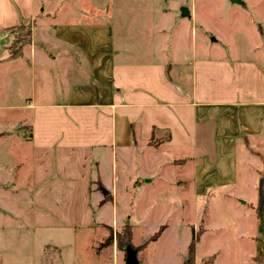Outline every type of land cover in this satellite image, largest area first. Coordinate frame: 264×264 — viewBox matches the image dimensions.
<instances>
[{"label": "crops", "instance_id": "crops-1", "mask_svg": "<svg viewBox=\"0 0 264 264\" xmlns=\"http://www.w3.org/2000/svg\"><path fill=\"white\" fill-rule=\"evenodd\" d=\"M144 1H135V9L142 11ZM133 2L0 0V31L21 19L31 23L21 55L1 61L25 59L29 73V95L13 107L29 117L20 124L29 131L22 140L30 152L33 229L80 237L101 230L108 224L95 218L92 199L104 214L118 190L124 196L139 184L135 174L148 185L160 171L170 190L180 191L181 181L164 171L187 165L195 219L197 197L213 190L236 192L244 198L239 206L250 203L256 218L250 229V215L243 216L241 237L248 264H257L253 259L264 251V178L257 171L264 153V50L241 58L214 54L206 44L199 56L182 38L186 24L179 23L174 36L163 25L150 35L142 15L134 22L123 8ZM188 12L191 19L193 10ZM169 17L178 21L176 14ZM167 150L173 158L167 159ZM110 226L128 225L113 217ZM204 231L193 228L194 252ZM124 261L125 253L111 246L106 264Z\"/></svg>", "mask_w": 264, "mask_h": 264}, {"label": "rangeland", "instance_id": "rangeland-1", "mask_svg": "<svg viewBox=\"0 0 264 264\" xmlns=\"http://www.w3.org/2000/svg\"><path fill=\"white\" fill-rule=\"evenodd\" d=\"M135 1L134 9L123 6L132 14L134 22L142 15L150 35L163 25L172 36L179 23L186 24L182 38L199 56L205 55L203 46L206 44L214 49V54L230 51L241 58L253 57L259 48L264 50V34L259 33L260 26L264 31V0H239L238 3L230 0H145L147 10L143 8L142 11L135 9L138 6ZM181 7L193 10L191 19L180 17ZM162 9H167L170 15L176 14L178 21L168 14L163 16L159 13ZM23 22L31 33V23ZM15 27L0 31V264H106L111 246L125 253L123 239L116 236H123L124 226L116 230L111 227L113 217L119 224L122 221L131 228L132 244L140 264H195L193 260L188 262V243L185 244L188 235L189 243L195 236L193 228L198 234L205 228L198 242L195 240L197 264L251 262L249 247L241 237L245 229L243 216L250 215V229L256 218H253L250 203L239 206L238 201L244 198H239L236 192L213 190L197 197L195 219L193 194L187 189L188 180L184 175L187 165L179 168L180 164H171L174 169L167 167L164 171L166 178L170 174L181 181L180 191L170 190L160 171L153 175L148 185L135 174L134 181L139 184L124 196L118 190L117 200L104 214L92 199L95 218L97 221L103 218L108 224L101 230H87L80 237L73 232L54 234L33 229L28 185L30 152L28 144L22 140L27 138L29 131L27 123L20 124L22 119L29 120V117L26 111L13 107L25 102L29 95V73L25 59L10 64L1 61L3 56L10 57L16 48L18 31ZM164 153L167 159L174 157L172 150ZM259 160L258 175L264 178V153ZM104 169L109 177L110 164ZM246 193L253 195L251 191ZM262 194L264 196V186ZM258 196H253V200ZM161 226H165L164 231L156 241H151Z\"/></svg>", "mask_w": 264, "mask_h": 264}, {"label": "trees", "instance_id": "trees-1", "mask_svg": "<svg viewBox=\"0 0 264 264\" xmlns=\"http://www.w3.org/2000/svg\"><path fill=\"white\" fill-rule=\"evenodd\" d=\"M15 29L18 31V35L15 40L16 48L12 50L10 57H9L10 59L20 56L22 52V48L25 45H28L31 40L30 28L29 26H26L24 24L23 19L20 20L19 24L15 27ZM123 230H124L123 236H120V234H116L117 239L119 240L123 239L122 243L124 244V246L129 245L133 248L132 243H131V230L129 226H125ZM158 234L159 233L154 234L151 237V240H155ZM140 247L142 248L144 247V245ZM262 255H264V251L260 252L259 256L253 259L254 263L264 264V257ZM188 257H189V261L193 260L194 258V238H192L190 245H189Z\"/></svg>", "mask_w": 264, "mask_h": 264}, {"label": "water", "instance_id": "water-1", "mask_svg": "<svg viewBox=\"0 0 264 264\" xmlns=\"http://www.w3.org/2000/svg\"><path fill=\"white\" fill-rule=\"evenodd\" d=\"M233 3H238L239 0H230ZM181 16L183 17H189V12L186 7H181ZM124 252H125V264H138V260L136 258V250L132 248L131 246L127 245L124 246Z\"/></svg>", "mask_w": 264, "mask_h": 264}]
</instances>
